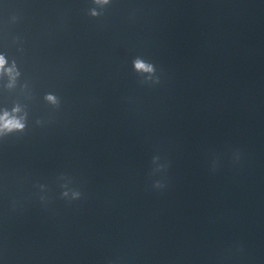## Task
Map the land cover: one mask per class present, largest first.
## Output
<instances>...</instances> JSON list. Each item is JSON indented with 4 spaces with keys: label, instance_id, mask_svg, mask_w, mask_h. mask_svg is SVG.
Returning <instances> with one entry per match:
<instances>
[{
    "label": "water",
    "instance_id": "1",
    "mask_svg": "<svg viewBox=\"0 0 264 264\" xmlns=\"http://www.w3.org/2000/svg\"><path fill=\"white\" fill-rule=\"evenodd\" d=\"M91 7L0 0V51L21 72L0 107L28 119L0 139V260L264 264V3Z\"/></svg>",
    "mask_w": 264,
    "mask_h": 264
},
{
    "label": "clouds",
    "instance_id": "2",
    "mask_svg": "<svg viewBox=\"0 0 264 264\" xmlns=\"http://www.w3.org/2000/svg\"><path fill=\"white\" fill-rule=\"evenodd\" d=\"M264 3V0H260ZM93 7L89 9L90 16H99L102 10L113 4V0H92ZM133 67L137 71H143L149 73L146 80L152 81L154 85L160 84V77L156 76V65L151 61L145 60L143 57L137 56L132 61ZM21 76L20 69L17 66L15 60L9 61L8 56L0 51V80L7 77V82L4 85L7 88H13L16 85L17 79ZM44 100L47 101L53 107H58L61 103V98L55 92H46L44 94ZM37 124H40L39 119L36 120ZM28 126L27 112L23 111L19 104L13 105L9 110L4 107H0V139L9 136L13 133L23 132ZM43 187V186H41ZM64 190L61 192V196L71 200H78L81 198L82 193L77 189H69L67 185L62 186ZM167 185L159 180L154 182V189L162 191ZM0 264H4L3 260H0Z\"/></svg>",
    "mask_w": 264,
    "mask_h": 264
}]
</instances>
